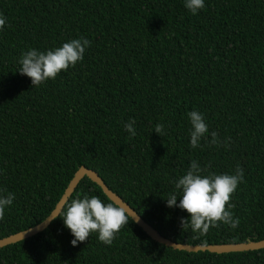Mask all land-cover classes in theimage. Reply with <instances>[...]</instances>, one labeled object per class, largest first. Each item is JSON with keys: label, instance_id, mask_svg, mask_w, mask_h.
<instances>
[{"label": "trees", "instance_id": "16d2710c", "mask_svg": "<svg viewBox=\"0 0 264 264\" xmlns=\"http://www.w3.org/2000/svg\"><path fill=\"white\" fill-rule=\"evenodd\" d=\"M204 3L193 15L185 0H0V196L15 194L0 240L45 221L81 166L172 242L264 240V0ZM82 38L91 42L83 60L54 80L33 87L18 72L24 52ZM191 111L209 129L198 148L190 144ZM133 119L135 136L124 127ZM212 132L219 145L208 143ZM193 160L202 176L243 170L229 208L238 227L221 222L199 235L182 229L186 211L167 207ZM85 195L111 201L84 178L68 202ZM72 239L56 218L0 249V264H264V249L174 250L130 217L110 246L95 232L77 246Z\"/></svg>", "mask_w": 264, "mask_h": 264}, {"label": "clouds", "instance_id": "9594fccd", "mask_svg": "<svg viewBox=\"0 0 264 264\" xmlns=\"http://www.w3.org/2000/svg\"><path fill=\"white\" fill-rule=\"evenodd\" d=\"M185 7L195 15L205 7V3L204 0H185ZM5 24L6 18L0 15V30ZM90 43L89 40L82 38L71 40L62 47L46 52L30 49L21 55L19 61L21 67L18 72L29 77L33 87H39L49 79L54 80L62 70L66 71L70 66L75 67L78 61H82L86 47L90 46ZM188 117L191 123L190 144L192 148H198L209 129L202 113L191 111ZM134 124L133 119L124 126L132 136L136 135ZM154 132L163 137L164 125L157 124ZM208 143L220 144L216 132L211 133V140ZM202 171L199 163L193 160L187 173L175 183L176 192L169 193L166 199L167 207H179L186 211L190 218H181L182 229L191 227L192 232L199 235H206L210 228L219 227L221 222L232 228L238 227L240 221L233 218L229 208L235 207L230 201L238 185L244 180L243 170L238 165L235 174L231 175L202 176ZM14 199V193H8L6 197L0 196V220H3L5 208L11 206ZM49 218L63 219L66 228L74 237L71 241L73 246L88 240L93 232L98 233L100 242L110 246L120 230L129 224V211L122 202L112 200L105 204L98 196L89 198L85 195L82 199L76 198L62 203L57 215Z\"/></svg>", "mask_w": 264, "mask_h": 264}, {"label": "water", "instance_id": "95a60500", "mask_svg": "<svg viewBox=\"0 0 264 264\" xmlns=\"http://www.w3.org/2000/svg\"><path fill=\"white\" fill-rule=\"evenodd\" d=\"M84 178H88L93 182H95L111 201L115 200L122 202L129 211V217L154 241L166 247L172 248L174 250L186 251L190 253L210 252L214 254L241 253V252L257 251L264 249V240L256 241V242L253 241L245 242L239 244H223V245H208V246H191V245H184V244L172 242L164 238L151 225L145 222L143 218L127 202H125L120 196L114 193L105 184V182L97 172L85 166H81L76 171L74 178L70 182L65 193L63 194L62 198L60 199L56 208L53 210L50 216L57 215L61 204L69 201L71 196L74 194L76 188ZM54 220L55 219L49 218L48 220L43 221L42 223L38 224L33 228H30L28 230L22 231L20 233H17L15 235L0 240V249L36 236L37 234L45 231Z\"/></svg>", "mask_w": 264, "mask_h": 264}]
</instances>
